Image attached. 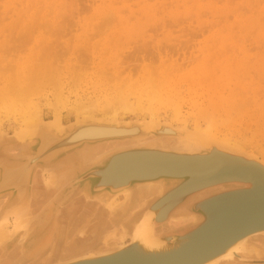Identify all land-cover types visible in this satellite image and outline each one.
<instances>
[{"label":"bare ground","instance_id":"obj_1","mask_svg":"<svg viewBox=\"0 0 264 264\" xmlns=\"http://www.w3.org/2000/svg\"><path fill=\"white\" fill-rule=\"evenodd\" d=\"M38 1L40 2V0H38ZM58 1L59 0H57V2ZM249 1H251V0H249ZM256 1H255V4H257ZM78 2H79V0H78ZM114 2L116 4V1H114ZM118 2H119V0H118ZM172 2H175V1H172ZM217 2H221V0L220 1L217 0ZM227 2H229V1H227ZM36 3L37 2H35V4ZM74 3L75 2H73V4ZM88 3H89V1H88ZM199 3H200V1H199ZM250 3L252 4V2H250ZM19 4H20V2H19ZM29 4H31V2ZM255 4H253V5H255ZM20 5H22V4H20ZM61 5H63V4H61ZM67 5H68V2H67ZM227 5H229V4H227ZM11 6H13V4ZM11 6H10V8H11ZM37 6H38V4H37ZM76 6H77V4H76ZM128 6H130V5H128ZM209 7L210 6H207V8H209ZM251 7H253V9H255L254 6H251ZM40 8H42V7L40 6ZM61 8H63V7H61ZM66 8H67V6H66ZM115 8H117V7H115ZM160 8H162V7H160ZM207 8H205V9H207ZM244 8H243V10L246 11ZM71 9H73V7H71ZM71 9H70V11H71ZM149 9H151V8H149ZM163 9L164 8H162V10ZM170 9H171V7H170ZM199 9H200V7H199ZM238 9L239 10L241 9L240 11L243 13L242 7L238 8ZM7 10L9 11L11 9H7ZM123 10H126V9H123ZM37 11L38 10L36 9V12ZM165 11H164V13H165ZM64 12H66V10ZM169 12H172V11H169ZM234 12L235 11H233V13ZM50 13H51V11H50ZM167 13H168V11H167ZM173 13H175V12H173ZM205 13H207V12H205ZM16 14L20 15L19 13H16ZM26 14H27V12H26ZM189 14H190V12H189ZM236 14H238V13H236ZM260 14H261V12H260ZM5 15H7V14H5ZM27 15L29 17V14H27ZM84 15H86V13ZM112 15L113 14H111V16ZM158 15H160V14H158ZM36 16H38V15H36ZM105 16H107V15H105ZM181 16H180L179 19H182ZM191 16H192V14H191ZM260 16H262V15H260ZM11 17H13V16L11 15ZM67 17L63 16L61 18H65V20H67L66 19ZM70 17H72V16H70ZM70 17H69V19H70ZM175 17H176V15H175ZM187 17H189V16H187ZM171 18H172V16H171ZM41 19H44V17L42 18V16H41ZM72 19H74V17H72ZM108 19L110 20L111 17L108 18ZM108 19L105 18V20L103 21V19H102V21L107 23ZM112 19H113V16H112ZM114 19H116V18H114ZM130 19H132V18H130ZM188 19H190V18H188ZM188 19H186L187 22H188ZM257 19H259V18H257ZM7 20L8 19H6V21ZM182 20H184V19H182ZM201 20H203V19H201ZM18 21L19 20H17V22ZM42 21H44V20H42ZM62 21L60 20V22H62ZM69 21L71 22V25H74V23H72L71 19ZM177 21L175 20V22H177ZM261 21H263V20H261ZM30 22H31V20H30ZM35 22L36 21H33V23H35ZM97 22H98V20H97ZM191 22H193V21H191ZM191 22L189 24H191ZM20 23H21V21H20ZM57 23H55V24L57 25ZM106 23H100V24L101 25L104 24V28L108 31V27L106 26L107 25ZM109 23H110V21H109ZM133 23H134V21H133ZM178 23H179V21H178ZM182 23H183V21H182ZM259 23H261V22H259ZM37 24H39V23H37ZM114 24H116V23H114ZM122 24H124V23H122ZM12 25L15 26L16 23L15 24L13 23ZM47 25H49V23H47ZM50 25H51V23H50ZM59 25H57V26H59ZM97 25H99V23H97L95 25L96 27H93V29L96 28L97 29V34H98ZM134 25H136V23ZM167 25H168V23H167ZM170 25H171V23H170ZM230 25H231V23H230ZM240 25H242V24H240ZM17 26H18V24H17ZM37 26L39 27V25H37ZM43 26H46V24H44ZM43 26H41V27H43ZM163 26H165V25H163ZM172 26H174V25H172ZM212 26L214 27V25H212ZM28 27L27 28L24 27L25 31H26V29H28ZM72 27H74V26H72ZM87 27L89 28L88 25H87ZM49 28H47V30L51 31L52 29L50 30ZM61 28H59V29H61ZM63 28H65V27H63ZM102 28H103V26H102ZM110 28L112 29V27H110ZM149 28H151V27L149 26ZM174 28H176V27L174 26ZM206 28H207V26L205 27L204 30H206ZM105 29H103V30H105ZM151 29H154V28H151ZM32 30H34V27L31 28V31ZM119 30L121 31V29H119ZM148 30H150V29H148ZM185 30L186 29H184L183 32H185ZM189 30H190V28H189ZM193 30H194V28H193ZM6 31L7 30H4L5 33H6ZM14 31H16V30H14ZM55 31L56 30H54V33L51 32L52 33L51 36L56 34ZM94 31L96 32V30H94ZM101 31L102 30L99 29V33ZM2 32H3V30H2ZM157 32H159V31H157ZM197 32L196 33L194 32L195 35H197ZM19 33H21V32L19 31ZM32 33H33V31H32ZM65 33H69V32L67 31ZM103 33H104V31H103ZM103 33H102V35H104ZM202 33H204V32H202ZM241 33H242V31H241ZM12 34H13V32L11 33V36H12ZM24 34H25V32H24ZM86 34H88V33H86ZM100 34L97 35V37L100 36ZM244 34H245V32H244ZM42 35H47V33L44 34V32H43ZM252 35H253V33H252ZM22 36L24 38V35H22ZM92 36L93 35H91V38L93 39ZM183 36L185 37V35H183ZM18 37H17L18 39H23V38H21V34ZM29 37H30V33H29ZM97 37H95V38H97ZM145 37H147V36H145ZM155 37H156V35H155ZM180 37H182V34H181ZM198 37H200V36H198ZM5 38H8V37H5ZM9 38L12 39L11 37H9ZM13 38H14V36H13ZM17 38H15V39H17ZM53 38H54V36H53ZM60 38H63V37L61 36ZM28 39L29 38L27 37V41H28ZM176 39H178V37ZM193 39H194V37H193ZM66 40H68V39H66ZM174 40H172V41H174ZM182 40H184V39H182ZM188 40H190V39H188ZM13 41L9 42V44L12 43ZM16 41L18 42V40H16ZM109 41H110V39H109ZM19 42L21 44L22 43L24 44V43H26V40L24 42L22 40H19ZM76 42H77V40H76ZM90 42H91V40H90ZM176 42H179V41L176 40L175 44H176ZM186 42H190V41H186ZM41 43H39V44H41ZM44 43L45 42H43V44ZM51 43H49L47 45L49 46ZM69 43H70V41H69ZM62 44L64 45V43H62ZM87 44H89V43H87ZM130 44H131V42H130ZM184 44H186V43L184 42ZM184 44H182V45H184ZM51 45H53V43ZM59 45H60V43L57 44V47H56L57 49H58ZM66 45H67V43H66ZM260 45H261V43H260ZM10 46L11 47H14V46L17 47L18 45L12 46L10 44ZM19 46H21V45H19ZM74 46H76V45H74ZM100 46H102V45H100ZM22 47H21V50H23ZM37 47L35 46L33 48L34 49L33 54H34L35 49ZM43 47H42L43 50H41V52L44 51ZM87 47H89V46H87ZM159 47H162V46H159ZM183 47L185 48V46H183ZM47 48H51V46L47 47ZM53 48L55 49V47H53ZM61 48H62V46H61ZM169 48H170V45H169ZM25 49L26 48H24V50ZM54 49H52V50H54ZM79 49H80V46H79V48H77V50H78L77 52L80 51ZM227 49L228 48L226 46V50ZM17 50H18V48H17ZM135 50L133 49L134 52L137 51V50L136 51ZM226 50H225V52H226ZM250 50H252V49H250ZM62 51H63L62 53H65L64 51H67V49L64 50V48H62ZM84 51H85V49H84ZM84 51H80V52L83 53ZM169 51H170V49H169ZM19 52H20L19 54H21V51H19ZM25 52H28V51H25ZM47 52L48 51H46V53ZM54 52H55V50H54ZM57 52H58V50H57ZM74 52L76 53V51H74ZM74 52H72V53H74ZM147 52H148V50H147ZM10 53L12 54V52H10ZM43 53H44L43 56L46 55L45 52H42L41 54H39V56L42 55ZM82 53H78V55L82 54ZM119 53H122V52H119ZM136 53L142 54L143 51H142V53H139L138 51ZM145 53H146V51H145ZM33 54H32V56L34 57ZM104 54H105V52L103 53V57H104ZM130 54L131 53H128V55H130ZM2 55H4V54L2 53ZM8 55H9V53L7 51L6 55H4V56H6V58H7ZM61 55L62 54H60V56ZM78 55H76V56L74 55V57H77ZM131 55H132V58H134L133 54H131ZM221 55H222V51H221ZM51 56L52 55H49V54L47 55L49 60H50V58L52 59ZM56 56H59V55H56ZM79 56H81V55H79ZM79 56L77 58H79ZM86 56L87 55H85V58H86ZM146 56H147V54H146ZM155 56H156V54H155ZM42 57H40L41 58L40 61L37 62L38 64L42 62L41 61V60H43ZM127 57H129V56H127ZM150 57H149V59H150ZM156 57L154 59H156ZM135 58H136V56H135ZM152 58H153V56H152ZM4 59H5V57H4ZM12 59H13V57L11 58V60ZM29 59H31V58H29ZM33 59H35V58H33ZM33 59H32V61H33ZM56 59H58V58H56ZM56 59H54L55 60L54 63L57 61ZM60 59H62V57L59 58V61L61 63L62 60H60ZM63 59H65V58L63 57ZM100 59H102V57ZM122 59H123V57H122ZM125 59H127V58H125ZM125 59H123V60L126 61ZM36 60H38V59H36ZM46 60H47L46 62L49 61L48 59H46ZM76 60H77V62L79 61L78 59H76ZM128 60H129V58H128ZM250 60L248 62H250ZM12 61H10V62L6 61V62L10 64V63H13ZM30 61L29 62L26 61V62L30 63ZM189 61L190 60H188L187 62H189ZM6 62H5V65H6ZM51 62H52L51 64H54L53 61H51ZM80 62H82V61H80ZM110 62H111V60H110ZM191 62H192V60H191ZM33 63H32V68H34V66L37 65V63H36V65H33ZM60 63L58 64V67L61 69L63 63L61 65H60ZM154 63L156 64V61ZM164 63H165V61H164ZM0 64H2V63H0ZM42 64L44 66L46 65V63L44 64V61H43ZM120 65H122V64H120ZM181 65L183 66L182 63H181ZM8 66L6 65L7 68H4L5 67L4 66L3 67L4 72H3V70L1 72L5 73L6 71H8V69H9V72H11L10 68H8ZM135 66H134V68H135ZM153 66H154V64H153ZM11 67L13 68V66H11ZM27 68H28L27 70L29 72L25 71L28 74V76H27V74H24V75H26L25 78L23 77L24 76L23 74H21L22 76L20 75L19 72L17 74L19 76V78L23 77V79L20 78L21 81L19 80V78H17L18 76L16 75V72H12L13 75H11L12 73H10V74L6 73L7 74L6 76L11 75L10 77L12 79H9V76H8V78H6V76H5L6 82H5V84H2L3 86H0V112H3V114H5V116H3V118L6 117L7 119H9V117H11L14 122L19 123V124L15 123L16 125H18V127H17V129L15 131H13L12 135L3 132L0 129V226L3 225L6 228H10L12 230L13 226L17 224V226L12 231V237L14 236V238H16L17 237L16 235L19 234L20 232L25 231L21 235L19 234L20 238H18V239H20V240L18 241V243L20 245L14 246L15 244H13V245H10L9 249H7L9 245L7 244L8 242H6V240L4 239L3 236L7 235L9 237L10 233L8 232V229L0 230V233H2L1 235H3V236L0 235V252L3 255V257H4L3 261L0 262V264H75V263H78V262L91 261V260L96 259V258H102V257H106V256H109V255L115 254V252H119L120 250H123V249L129 247L132 244L133 245L137 244L138 245V249L141 248L139 250V253H142L141 251H143V252L160 251L162 246H164V244H165L164 241H166V239H170V238H173V237H184L188 233H190L194 228H196L198 225H200L202 222H204V217L199 216V215H197L196 212H194L195 208L203 209L208 214V200H210L212 198H215L217 196L224 195V194H226V192H229V193H230V191L235 192L233 190L234 188H235L236 191L245 190L243 188H247V187H244L241 184H237V183L218 184V185H215V186L206 187V188H204L202 190H199V191L192 192V194L188 195L187 198L185 197V195H186L185 191L187 189H189L191 187H197L199 185L200 186L204 185L210 179H215V178L216 179H220L222 177H230V176H233L234 173L236 175H240V176H243V177L246 174H247L246 177H248V175L251 176L250 175L251 172H250V168L249 167H239L237 165L238 162L236 163V161L229 160L226 156H233V157H236V158L245 159L246 161H252V162H254V163H256V164H258V165H260L261 167L264 168V156L258 157L256 155L252 154L251 152H246V150H247L246 148H245L246 150H244V147L242 146V144H244V142H245L244 140L245 139L242 140L243 141L242 143H239L238 141L234 140V138L232 136H230L228 134H224L223 132L220 131V130H224L226 132L228 130H231L229 128H230V126H232V124H238L237 126L241 127L240 124L242 123V121H240L241 122L240 124L239 123H235L233 121L234 117L232 118V114L233 113L235 114V112L237 113V112L241 111L243 109V107H245V106L248 107L250 103H247V102H249V101L246 102L247 105H245L246 104L245 103L244 105L242 104L243 105L242 106L241 103H237L236 99H234L233 94H230V93H229L230 95L228 94L227 97H224V98L223 97H218V100L215 101V99H217V98L213 99L214 98L213 97L214 94H213V96H211V94H208L209 92H211V91H213L215 89V87H214V89L212 90V86L214 85V83L206 82V88L204 89L205 90L204 94H206L207 91L209 90V92L206 94L207 96L205 95L206 99L210 100L208 106L206 104V106L208 107V110H207V107L206 108L204 107L205 110L204 109L201 110V108L198 109V107H197L198 111H196L197 112V116H196L197 120L199 118L204 119L203 123L205 125H203V127L205 126V128H203V129H200L197 124H195L192 129H188L185 126V123H186L185 121L186 120H181V119H184V118H182L184 116L182 114H180V111L178 110L179 108L177 107V106H180L179 104H176V106H174L172 108L171 115H172V120H174L176 122L175 124H177V122L178 123L180 122L179 124H182L180 127L173 126L169 121L168 122L160 121L161 120L160 116L157 117V108H156L157 104H156V102L161 104V102L164 100V99L161 100L159 98L158 94H160V89H161L162 86H164L163 84H165L166 82H165V79H162L164 82L162 81V83H161V82L158 81V84L161 83V84H159L160 86H158L157 83H155L156 80L154 78L152 80V76H154V75L151 76V74H150L151 82H150V80H148V83H147L146 87L142 88L143 90H141V89L136 90L135 87L134 88L133 87H128V90L133 88L135 91H138V92L140 91L138 93L139 97L132 98V99H135L134 101L130 100V101H133V103L128 101L126 98L128 97V95L131 96V93H135V92L131 89L132 92L130 94L128 93L127 96L123 97V94H122V92L120 90L125 88V87H123V86L119 87V85H118L119 88H116V94L114 93L116 96H114L113 98L105 99V100H103V102L100 101V103H98V101H96L95 99H94L95 101L92 100L91 102L89 101L88 103H86L84 101L82 102V101H79V100L74 101V103L71 102V108H68V109H70L69 111L74 116V121H72L71 123L77 122V124L74 127H72V129L70 131L66 132V130H65V129H67L66 127L68 125H70L71 123L70 124H66V125H64L62 123V121L60 119V116L58 114L59 113L58 110H60V109H58L60 107L58 105L66 104V106H68V104L70 102L67 104V99L66 98H68V97L65 98L64 94L62 96L61 91L59 93L58 91L56 92L55 89H53V87L54 88H56V87L59 88L60 87L59 85L55 86V84H54L58 80H56L54 83H52L53 82L52 80H54V79H52V80L48 79L49 83L51 81L50 85L53 84L52 90H54L56 92L53 95L54 102L53 103L48 102V105H47V103H45L49 107V109L52 110L55 113L54 117L52 118V120H50L48 122L42 120V118H41L42 111L40 109V105H37L36 104L37 102L34 104V102L30 101V100H32L31 99L32 96L30 95V93H34L36 90L41 92V90L37 89L38 87L39 88L44 87V86L47 87V85H45L44 83H43L44 85L43 84H39V86L36 84L37 83L36 81H38V80H39V82H41L40 81L42 79L41 75H43V76L45 75L44 77L46 79L50 78V77L51 78L54 77L52 74H50L51 75L50 77H49V75L46 77V74H41L42 71L43 72H48L49 64L47 63L45 71H44V69L42 67L41 73L37 71L39 69V66L37 67V70L35 69L38 73H40V76H38L37 75L38 73H35L36 71L33 69L34 71H32V74L34 72L35 76H33V75L32 76L35 79H32L33 78L32 76L30 77L32 68H30L31 70L29 69V67H27ZM51 68H49V71L51 70ZM63 68H62V70H63ZM152 68H151V72H152V74H155V72L153 70L156 69L157 67L156 68L154 67L153 70H152ZM0 69H2V68H0ZM14 69H15V67H14ZM46 69H47V71H46ZM53 69L56 71L55 67ZM67 69H68V67H67ZM112 69H114V68H112ZM135 69H139V68L136 67ZM59 70L57 69V72H59ZM97 70H98V68H97ZM130 70H132V69H130ZM12 71H15V70H12ZM136 71H138V70H136ZM51 72H53V71H50L48 73H51ZM132 72H133V70H132ZM3 73L0 74V76L3 75ZM98 73H99V71H98ZM56 74L59 76L58 73H56ZM56 74H54L55 77H56ZM69 74H71V73H69ZM105 74H107V73H105ZM135 74L136 73H134V76H135ZM76 75H75V77H76ZM110 75L111 74H108L106 77H108ZM13 76L14 77L16 76L15 79L13 78ZM37 76L41 77V78L37 80L36 79ZM77 76H79V75H77ZM154 77H156V76H154ZM158 78H161V77H158ZM1 79H3V78H1ZM16 79H18L19 82ZM78 79H81V76H79ZM109 79L111 80L112 78H109ZM199 79L200 78H197L198 81H199ZM205 79H206V77H205ZM205 79L203 78L200 81H204L205 82ZM208 79L209 78H207V81H208ZM34 80H36V81L34 82ZM110 80H109V82H110ZM187 80H188V83H187L188 85L189 84L192 85L193 83H198L199 84V82H197V80H195L196 82H193V80L189 81V78ZM48 81H46V82H48ZM184 81H186V79ZM207 85L208 86L212 85L210 87L211 91H210V88H208ZM198 86H200V84ZM181 87H183V86H181ZM200 87H202V86H200ZM125 89L127 90V88H125ZM173 89H174V87H173ZM59 90H61V89H59ZM113 90H115V88ZM179 90H182V89H179ZM189 90H191V89L189 88ZM194 90H196V89H194ZM174 91H175V89H174ZM110 92H112V91L110 90ZM164 92L167 94V92H172V91H171V89H167ZM192 92H193V90L191 91V93ZM200 93H201V96H202L203 92H200ZM238 94H241V93H238ZM263 94H264V91H263L262 95ZM28 95H30V98H28ZM168 95H169V93H168ZM208 95H210L213 98L212 99H210V97L208 98ZM130 96L128 98H131ZM33 97H35V96L33 95ZM142 97L145 98V99H142ZM28 99H30V100H28ZM158 99H160L161 101L160 100L158 101ZM169 99H171V98H169ZM193 99H194V97H193ZM204 99L205 98H203V100ZM36 101H38V100H36ZM42 101H44V100H42ZM177 101H178V99H177ZM177 101H174V102H177ZM180 101L182 102L184 100L180 99ZM193 101H195V100H193ZM165 102H166V100H165ZM171 102H169V100H168L166 102V104L168 106L174 104V102H173L172 104L169 105V103H171ZM186 102H188V101H186ZM200 102L202 103V100ZM101 103H104V104H101ZM39 104H41V103H39ZM190 104H192V106L194 108H196V105H194L193 102L190 103ZM190 104H188V106ZM193 107H192V109H193ZM101 109H103L104 111L101 110ZM160 109H162V108L160 107ZM98 110L99 111L101 110L103 112L100 111V113H101L100 114L98 112ZM214 111H216V112L219 111V112L222 113V115L219 116L216 113H214ZM135 112H138L136 114V116L139 113H141V114H139L140 116L144 114L143 116L144 117L146 116L147 120H145V119L142 120V121L141 120H131L130 122L125 121L126 117L131 116ZM183 112H184V110H183ZM73 113H75V114H73ZM194 113H195V111H194ZM169 114L170 113H168V115ZM189 114H191V118L193 120V117H195L196 114L194 115L192 112L191 113L187 112V115H189ZM192 115H194V116H192ZM7 119H6V121H7ZM190 119H189V121H190ZM194 120L191 122L192 124H193ZM8 122H9V120H8ZM11 122L12 121L10 119V123ZM231 122H233V123H231ZM244 122H245V120L243 121V123ZM135 123H138V124H135ZM196 123H199V122L196 121ZM159 125H162V126H159ZM144 126L147 127L148 129L145 128ZM245 126H247V127H245ZM245 126H243V128L246 129V128H248L249 125H245ZM1 127H2V125H1V121H0V128ZM158 127H160V128L158 130V135L157 136H154V137H152V136L147 137L146 136L147 134H146L145 131H147V132L149 131L150 132L149 129H154V128H158ZM232 128H233V126H232ZM240 129H242V128H240ZM247 130L248 129H246V131ZM254 131L257 132V130H254ZM254 131H252V133ZM228 132H230V131H228ZM64 133H66V134H64ZM219 133H220V135H219ZM236 133H237V131H236ZM247 133H248V131H247ZM255 134H257V133H255ZM258 134H260V133H258ZM30 135H33V136L35 135V138H37V139L34 138V140H30L31 142L23 141V139L25 140V138L30 137ZM261 135L264 136L263 134H261ZM261 135H259V136H261ZM12 136H13V140L7 138V137L11 138ZM14 137H17V138H14ZM105 139H106V141H105ZM115 139H120V140L114 141ZM99 140H104L105 142H103V143L101 142L100 143V142H98ZM109 140H111V141H109ZM37 141H38L37 153L34 156H31V153H32V151L30 150L31 146L33 147L35 144H37L36 143ZM208 144L212 145V147L210 149V152H209V154H211V155H210V157H208V159H201V160H206L204 162H202V161L198 162L197 159H194V160H188L189 163H187L186 161H184L182 159H178V158L172 157V156H181V157H184V156H193V157L198 156L199 154H195V151L201 149L202 145L205 146V145H208ZM80 145H81V147H80ZM140 146L151 147V148H153V149H151V151L161 152L163 154L168 155V157L160 158L159 156H157V158H153L152 157V158H147L146 159L145 157H141V156H136V157H140V158H133V157H130V156H124L123 158L122 157L119 158L120 160H118V162L116 164H114L111 169H106V170H102L101 169V170H98V171L89 172L88 175L91 174L92 177H94V181H95L94 187L96 188V190L99 189L103 193L100 194L99 198H97V199H94V198L89 199L87 197L82 196L84 198V200L86 201L85 204H84L85 201H82V203L80 205H79V203L76 202L75 205L79 206V207L75 208V206L71 204L70 206L72 208L71 207L68 208V209H71V213L70 214L76 215V214H78L80 212L81 209H83L84 213L86 215L88 214L89 216H91L93 218V220H97L99 223H103V222L107 221V223H105V225H107V228H110L108 230L111 231L113 229V231H112L113 239H110V237H107V236L104 237V239H105L104 241L107 242V244H108L107 246L109 247V250L103 251L104 248L107 247V246H105L106 245L105 242H103L104 246L103 245L100 246V244H99V245H97L98 247L95 250H92V247H91L92 244L93 243L95 244V242L97 243V241L100 240V236L101 235H100L99 232H100V228L101 227L100 228L98 227V229H99L98 233H97L98 229L93 228V229L90 230V232H89L90 236L88 237L89 239L86 238V234L84 233V234H82V236L83 235H85V236L83 237L82 240L79 239L78 242H76V243H69V244L67 243L68 245L65 244V246L62 248V250L58 252V249H56V247H58V246L62 247L63 243L61 244V240L63 239V236H64V229L60 225V221L62 219L60 218V215L57 216V214L61 213V211L58 213V209H59V207L61 205H63L66 201H68L72 197V192H73L72 183L76 182L78 180V176L81 173L83 174V172L86 169H88L90 166H92L93 164H96V163H100L101 164L103 162V160H105L108 157V160L105 162L107 164V162L111 159L112 156H115V155L121 154V153H125V152H129L128 151L129 149H132V148H135V147H140ZM246 147H247V145H246ZM262 147H264V144H263ZM70 148L71 149L74 148V151L73 152H69L65 156L60 157L61 153L65 152L66 150H69ZM142 150H149V149H142ZM255 152H257V151H255ZM56 155H57V157H56L57 159H55V161L53 160L54 162H53V164L51 166V169L49 171V172H51V174L49 175V172H48V174L47 173L42 174V175L46 176L47 179L50 181L49 183L46 184L47 187L48 186L49 187L46 188L45 190H40L38 188V184L41 183V179H42L41 176L42 175H40V173H38V171H36V172H34V174L32 176V179H31L32 183H31L30 189H27V184H28V181H29V179L31 177L30 175H31V171H32V166H34L35 162L38 159L49 160V159H51L52 157H54ZM259 155H260V153H259ZM233 162L236 163V167L234 166ZM181 166L190 170V172H191V174L193 176V179L189 182L188 185L182 186L180 189L176 188V187H172L171 189L173 191L171 190V193H169V194L165 195L163 198H161L162 200L160 199V197L162 196L161 194H162V191L164 190V186H165L163 181L148 182V183H135L132 186L130 185L129 182H126L127 178H131V177H134L136 175H139L145 169L148 170V171L149 170H167L168 172H172V171H176L177 169H181ZM254 177L258 178L260 183L262 185H264V172H262V173L259 172L258 176H254ZM122 183H125L124 186H122ZM112 185H120L119 188H115V190L112 191V192H115V193L118 192V193H116L117 195L113 196V198H111V195H110V193H112V192L106 191L105 190L106 188H104V187H108V186H112ZM40 194L41 195L43 194V196H45V199H44L45 202H43L42 205L40 204L41 209L43 208L42 209L43 211L42 212L41 211L36 212L34 210V206L37 204V201H39V199H41L42 196ZM26 197L28 198L27 201L25 200ZM182 197L186 198L184 200V202L179 204L178 206H175V204L177 203L178 199L180 198V200H181ZM9 199L10 200L12 199L13 201H12L10 206L6 207V205H7L6 201H8ZM57 199H58V201H57ZM145 200H149V201L144 203ZM242 201L246 205H248L249 203L252 202L253 209H251L249 211V213H250L249 214V218H248V220H245L243 222V223L247 222V224H252V222L255 221V219L257 218V215L260 214L261 212L255 211L254 207L256 205H255V199L254 198L249 200V201H247V200L242 198ZM235 202L239 203L238 199H234V198L225 199L224 198L223 200H219L218 201L217 205L215 206V209H217L220 213L224 214L225 212L231 211L230 207L235 205ZM84 205H86V206H84ZM138 208H140V210L133 215V211L135 209H138ZM68 209H66V210H68ZM148 209H151L153 212H148ZM56 210H57V213H55ZM211 212L214 213V209H211ZM153 220L158 221L160 224H155L153 222ZM93 222H96V221H93ZM105 225H104V227H105ZM113 225H115V226L113 227ZM172 226H176V228H177L176 230L171 232L172 234H175L176 232H178L179 234L181 233V234L180 235H178V234L169 235V236H164V237L160 236V234H161L160 231L161 230L162 231L163 230H167V229H169ZM10 229H9V231H10ZM26 233H29V234L26 235ZM32 233H34V234L35 233H40L41 236H38V237H33L32 236L31 237ZM129 236L131 237V241L133 243L131 241H130L131 243H129V244L123 243V240H125V239H126V242H127V237H129ZM27 237H28V239H31V241H29L27 244H25V243L23 244V242L25 241L23 239H27ZM91 237H92V240L90 241ZM161 240H164L163 243L160 242ZM208 243L211 244V242H208V238L207 239H203V241L199 240L198 243L195 244L190 251L191 252H197V251L199 252L202 249V247L208 245ZM22 245H23V247H21ZM20 247L23 248V249H21ZM254 254L256 255V258H254V257L251 258L250 256L254 255ZM127 257H129V256H127ZM258 258H264V231L256 232V233H253V234H251L249 236H246L245 238H243V239L239 240L238 242H236L235 244H233L224 254H222L221 256H218L216 258H213L212 260L206 262L205 264H244V263L245 264H254V263L255 264H264V260L252 261V260L258 259ZM258 260H260V259H258ZM121 261L123 262V264L129 263L126 259L121 260ZM169 262H172V260L168 259V263ZM131 263L132 264H141L140 261H136V260L132 261Z\"/></svg>","mask_w":264,"mask_h":264},{"label":"rangeland","instance_id":"obj_2","mask_svg":"<svg viewBox=\"0 0 264 264\" xmlns=\"http://www.w3.org/2000/svg\"><path fill=\"white\" fill-rule=\"evenodd\" d=\"M88 1H89V3H88ZM114 1H116V4H115ZM123 1L124 2L126 1V2L124 3ZM172 1H175V2H172ZM199 1H200V3H199ZM218 1H220V0H218ZM227 1H229V2H227ZM255 1L256 0H251V1H249V0H223L222 1L221 0V2H217V0H196V1L195 0H187V1L186 0H150V1L149 0H119V2H118V0H79V2H80L79 3L78 0H74V1L73 0L72 1L71 0H59L58 2H57V0L56 1L55 0H40V2L38 0H22V1L21 0H8V1L7 0H0V52H1L0 53V59H1L0 63H2V64H0V68H2V69H0V74H2L4 72V69H3L4 66H5L4 68H7L6 65L7 66L9 65L8 68H10V71H11V72H9V69H8V71L3 73L4 76L3 75L0 76V86H3L2 84H5L6 78H8V76H9V79H12L10 77L11 75H13L12 72H16V75L18 74V72L20 73V75L21 74H23V75L27 74V72H25V71H28L27 67H29V69L32 68V63L33 62H34L33 65H36V63L40 61V59H41L40 57H42L44 55V53L42 55H40V56H39V54H41L42 52L46 53V51H48L46 53V55L42 57L43 60H41L42 62L39 63L40 65L37 63V65L34 66V68H32V70L30 69L31 70L30 77L32 75L35 76L34 72L32 74V71H34L35 69L37 70L38 66H39V69L37 70L38 72L41 73L42 67H43V69L45 71L47 63L49 64V68L52 67L50 71H53L51 73H48V72H50L49 68H48V72H43L42 71L41 74H46V77L48 75L50 77L51 76L50 74H52L54 77L52 76L53 78L50 77V78L46 79L44 77L45 75L44 76L41 75L42 79L40 80L41 82H39L38 79H40L41 77H38V76H40V73H38L35 70L36 71L35 73H38L37 74L38 76L36 78L38 81L34 80V82L36 81L37 82L36 84L38 86H39V84H43L44 83L45 85H47V87H45V86L41 87L42 86L41 85L40 86L41 88H39V87L37 88L38 90H41V92L36 90L34 93H30V95L32 97H33V95L35 97H33V98L31 97L32 100L28 99V100L34 102V104L37 102L36 104L40 105V109L42 111V113H41L42 120L48 122V121L52 120V118L54 117L55 113L52 110H50L47 105H48V102H50V103L54 102L53 95L57 91L59 93L61 91L62 96L64 94L65 98L68 97V98H66L67 99V104L70 102L68 104V106H66V104H63V105L61 104L62 106L58 105L61 108L57 107L58 109H60V110H58V112H59L58 114L60 116V119H61L62 123L64 125H66V124H70L72 121H74V116L69 111L70 109H68V108H71V102L74 103V101L79 100V101H82V102L84 101V102L88 103L89 101L91 102L92 100L93 101L96 100V101H98V103H100V101L103 102V100H105V99L113 98L114 96H116L115 95L116 94V88H119V87H122V86L127 88V90L125 88H123V89L120 88L121 89L120 91L122 92L123 97L127 96L128 93L130 94L132 92L131 89L135 92V93H131V96L128 95V97L130 96L131 98H128V97L126 98L128 101H130V100L134 101L135 99H132V98L139 97L138 93L140 91L139 92L135 91L133 88L135 87L136 90H138V89L143 90L142 88L146 87V85L148 83V80L151 79V77H150V74H151V76L152 75L156 76V77L152 76V80L154 78L156 80V81L155 80L154 81H155V83H157L158 86H160L159 84L162 83V81H163L162 79H165V82H166L165 84H163L164 85V86H162L163 88L161 87L160 94H158L159 98L161 100L162 99H164V100L161 102V104L156 102V104H157L156 105L157 117L160 116V119H161V120L160 119L159 120L160 121H164V122H168L169 121L173 126L180 127L182 124H179L180 122L179 123L177 122L178 125L175 124L176 122L174 120H172V115H171L172 108L174 106H176V104H179L180 106H177V107L179 108L178 110L180 111V114H182L184 116V117H182L184 119H181V120H186L185 121L186 122L185 126L188 129H192L194 127V125L197 124L200 129H203V128H205V126L203 127V125H205L203 123L204 119L198 117L199 119L197 120V117H196L197 116V112L196 111H198V109H200V108H201V110H203V109L205 110V108L208 106L210 100L206 99V96H207L206 94L209 92V90L208 91L206 90L207 93L204 94V91H205L204 89L206 88V82H211V83H214L215 86L214 85L213 86L212 85H210V86L207 85L208 88H210L212 86V90L214 89V87H215V89L213 90L214 91L213 92V91H211V88H210L211 92H209L208 94H211V96H213V94H214V96H213L214 98L211 97L210 95H208V98L209 97H210V99L217 98V99H215V101H217L218 97H223L224 98V97H227L228 94L230 93V94H233L234 99H236L237 103H241V105L242 104L244 105L247 101H249V102H247V103H250L248 107L245 106V107H243V109L241 111H239L237 113L235 112L236 115L234 113L232 114V118L234 117L233 121L235 123H239L240 124L241 123L240 121H242V123L240 124L241 127L237 126L238 124H232L233 128H232V126H230L229 129H231V130H228L230 132H228V131L225 132L224 130H220V131L223 132L224 134H228V135L232 136L234 138V140L238 141L239 143H242L243 142L242 140L245 139L244 140L245 141L244 144H242V146L244 147V150L247 149L246 152H251L252 154H254V155L258 156V157H262V156H264V147H262L263 144H264V136L261 135V134L264 135V94L262 95V93L264 91V84H263L264 83V29H263L264 28V26H263L264 25V22H263L264 21V17H263L264 16V0H261V1L257 0L256 1L257 4H255ZM19 2L22 5H20ZM30 2H31V4H29ZM35 2H37V3L35 4ZM67 2H68V5H67ZM73 2H75L74 3L75 5L73 4ZM250 2H252V4ZM12 4H13V6H11ZM37 4H38V6H37ZM61 4H63V5H61ZM76 4H77V6H76ZM227 4H229V5H227ZM253 4H255V5H253ZM128 5H130V6H128ZM10 6H11V8H10ZM40 6L42 8H40ZM66 6H67V8H66ZM114 6L117 7V8H115ZM198 6L200 7V9H199ZM207 6H210V7L207 8ZM251 6H254L255 9H253V7H251ZM61 7H63V8H61ZM71 7H73V9H71ZM160 7L164 8V9L162 10V8H160ZM170 7H171V9H170ZM241 7H242L243 13L240 11L241 9L240 10L238 9V8H241ZM149 8H151V9H149ZM205 8H207V9H205ZM243 8L246 11H244ZM7 9H11V10L8 11ZM36 9L38 10L37 11L38 13L36 12ZM70 9H71V11H70ZM123 9H126V10H123ZM65 10H66V12H64ZM50 11H51V13H50ZM164 11H165V13H164ZM167 11H168V13L170 15L167 13ZM169 11H172V12H169ZM233 11H235V12L233 13ZM26 12H27V14H29V17L26 14ZM173 12H175V13H173ZM189 12H190V14H189ZM192 12L193 13L195 12V13L193 14ZM205 12H207V13H205ZM260 12H261V14H260ZM16 13H19L20 15H18ZM85 13H86V15H84ZM236 13H238V14H236ZM5 14H7V15H5ZM111 14H113L112 15L113 19L114 18H116V19L113 20ZM158 14H160V15H158ZM174 14L176 15V17L177 16L178 17L176 18ZM191 14H192V16H191ZM11 15L13 17H11ZM36 15H38V16H36ZM105 15H107V16H105ZM179 15L180 16L182 15L181 18L184 19L185 21L182 20V19H179L180 18ZM260 15H262V16H260ZM41 16H42V18L44 17V19H41ZM63 16L64 17L68 16L66 18L67 20H65V18H61ZM70 16L74 17V19H72V17H70ZM171 16H172V18H171ZM187 16H189V17H187ZM69 17L72 20V23H74V25H71V22L69 21L70 20ZM107 17L108 18L111 17V19L109 20ZM101 18L103 19V21L105 20V18L108 19L107 20L108 22L107 23L103 22ZM130 18H132V19H130ZM188 18H190L191 20L188 19ZM257 18H259V19H257ZM6 19H8V20L6 21ZM186 19H188V22L186 21ZM201 19H203V20H201ZM17 20H19V21L17 22ZM30 20H31V22H30ZM42 20H44V21H42ZM60 20L61 21L63 20V21L60 22ZM97 20H98V22H97ZM175 20L176 21L178 20L179 23H178V21L175 22ZM261 20H263V21H261ZM20 21H21V23H20ZM33 21H36L39 24H37L36 22L33 23ZM109 21H110V23H109ZM133 21H134V23H133ZM182 21H183V23L184 22L185 23L183 24ZM191 21H193V22H191ZM12 22L14 24L16 23V25L15 26L12 25L13 24ZM190 22H191V24H189ZM259 22H261V23H259ZM47 23H49V25H47ZM50 23H51V25H50ZM55 23H57V25H59L60 23L61 24L59 26H57ZM97 23H99V25H100V26L97 25L98 34H97V29L96 28L93 29V27H96L95 25ZM100 23H106L107 24L106 26L108 27V31L104 28V24L101 25ZM114 23H116L117 25L114 24ZM122 23H124V24H122ZM135 23H136V25H134ZM167 23H168V25H167ZM170 23H171V25H170ZM230 23H231V25H230ZM239 23L242 24V25H240ZM17 24H18V26H17ZM36 24L39 25V27ZM44 24H46V26H43ZM25 25L28 27V29H26V31H25V28H27V27ZM40 25L43 26V27H41ZM87 25L89 26V28L87 27ZM163 25H165V26H163ZM172 25H174L176 28H174V26H172ZM212 25H214V27ZM32 26L34 27V30H32L33 33L31 31V28H33ZM72 26H74V27H72ZM102 26H103V28H102ZM149 26L151 28H154V29L149 28ZM206 26H207V28H206V30H204ZM46 27L47 28L50 27L49 29L50 30L52 29V30L48 31ZM61 27L62 28L65 27V28L62 29ZM110 27H112V29ZM59 28H61V29H59ZM189 28H190V30H189ZM193 28H194L195 31L193 30ZM13 29L16 30V31H14ZM99 29L102 30L101 31L102 33L104 31V33H103L104 35H102L101 32H100L101 34L99 33ZM103 29H105L106 31L103 30ZM119 29H121V31ZM148 29H150V30H148ZM184 29H186L185 30L186 33L183 32ZM2 30H3V32H2ZM4 30H7L6 33L4 32ZM54 30H56L57 32L55 31L56 34L51 36V34H52L51 32L54 33ZM66 30L69 33H65V32H67ZM94 30H96V32ZM19 31L21 33H19ZM157 31H159V32H157ZM241 31H242V33H241ZM12 32H13L14 35L12 34V36H11ZM24 32H25L26 35L24 34ZM43 32H44V34L47 33V35H42ZM194 32L195 33L197 32V35H195ZM202 32H204V33H202ZM244 32H245V34H244ZM29 33H30V37H29ZM86 33H88V34H86ZM252 33H253V35H252ZM20 34H21V38H23L22 35H24L23 39H18L19 38L18 36ZM99 34H100L101 37L100 36L97 37V35H99ZM181 34H182V37H180ZM91 35H93L92 36L93 39L91 38ZM155 35H156V37H155ZM183 35H185V37ZM13 36H14V38H13ZM53 36H54V38H53ZM61 36L63 38H60ZM145 36H147V37H145ZM196 36L197 37L200 36V37L197 38ZM5 37H8V38H5ZM9 37H11L12 39H10ZM27 37L29 38L28 41H27ZM95 37H97V38H95ZM177 37H178V39H176ZM193 37H194L195 40L193 39ZM15 38H17V39H15ZM66 39H68V40H66ZM109 39H110V41H109ZM182 39H184L185 41L182 40ZM188 39H190V40H188ZM16 40H18V42ZM19 40H22L23 42L26 40V43H24L26 46L23 43L21 44L19 42ZM76 40H77V42H76ZM90 40H91V42H90ZM172 40H174V41H172ZM176 40L179 41V42L181 41V42L180 43L176 42V44H175ZM11 41L14 42V43L13 42L10 43L12 46H14V45H18V46L17 47H15V46L11 47L10 44H9V42H11ZM69 41H70V43H69ZM183 41L186 44H184ZM186 41H190V42H186ZM43 42H45V43L43 44ZM51 42L53 43V45H51L52 44ZM57 42L60 43V45L62 43H64V45L62 44L61 46H62V48H64V50L67 49V51H64L65 53H62L63 51H62V48H61L60 45L58 46V49L56 48L57 44H58ZM130 42H131V44H130ZM39 43H41V44H39ZM49 43H51V44L48 46L47 44H49ZM66 43H67V45H66ZM87 43H89V44H87ZM260 43H261V45H260ZM147 44L148 45L150 44V45L148 46ZM182 44H184V45H182ZM19 45H21V46H19ZM34 45L36 47L38 46L39 48L37 47L35 49L34 54H33V51H34L33 48L35 47ZM74 45H76V46H74ZM78 45L80 46V49H79L80 51H84V49H85V51L83 53L80 52V51L77 52L78 51L77 48H79ZM100 45H102V46H100ZM169 45H170V48H169ZM50 46H51L52 49H54L53 47H55V49H54L55 52L51 48H47V47H50ZM87 46H89V47H87ZM159 46H162V47H159ZM183 46H185V48ZM226 46L228 48L227 50H226ZM21 47H22L23 50H21ZM42 47L44 48V51L41 52V50H43ZM17 48H18V50L20 49L19 51H21V54H19L20 52L17 50ZM24 48H26V49L24 50ZM56 49L58 50L59 53L57 52ZM133 49L134 50L136 49L139 53H142V51H143V53L142 54H138V53H136L137 51L135 50L136 52H134ZM169 49H170V51H169ZM250 49H252V50H250ZM147 50H148V52H147ZM225 50H226V52H225ZM7 51L9 53V55L6 58V56H4V55H6ZM25 51H28V52H25ZM74 51H76V53ZM145 51H146V53H145ZM221 51H222V55H221ZM10 52H12V54ZM72 52H74V53H72ZM104 52H105V54H104V57H103V53ZM119 52H122L123 54L119 53ZM2 53L4 55H2ZM78 53H82V54H79L81 56H79ZM128 53L133 54L134 58H132L131 54H130L131 56L128 55ZM154 53L156 54L157 57L155 56ZM32 54L34 55V57L32 56ZM48 54L52 55L51 56L52 59L50 58V60H49V58H48L49 56L47 57ZM60 54H62V55L60 56ZM73 54L75 56L78 55L79 58H77L78 56L74 57ZM146 54H147V56H146ZM56 55H59L60 57L56 56ZM85 55H87L86 56L87 59L85 58ZM127 56H129V57H127ZM135 56H136V58H135ZM152 56H153V58H152ZM4 57H5V59H4ZM12 57H13V59H12L13 61L11 60ZM61 57H62V59H60V60H62V62L60 63L59 58H61ZM63 57L65 59H63ZM101 57H102V59H100ZM122 57H123V59L127 58V59H125L126 61H124L122 59ZM149 57H150V59L152 58L154 61L152 59L150 60ZM155 57H156V59H154ZM29 58H31V59H29ZM33 58H35V59H33ZM56 58H58V59H56ZM128 58H129V60H128ZM32 59H33V61H32ZM36 59H38V60H36ZM46 59H48L49 61L46 62L47 61ZM54 59L57 60L55 63H54V61H55ZM76 59L79 60L78 61L79 63L77 62ZM5 60L7 62L12 61L13 63L9 64ZM110 60H111V62H110ZM188 60H190V61L187 62ZM191 60H192V62H191ZM249 60H250V62H248ZM26 61H28V62L30 61L31 64L26 62ZM43 61H44V64L46 63L45 66L42 64ZM51 61H53L54 64H51L52 63ZM80 61H82V62H80ZM155 61H156V64L154 63ZM164 61H165V63H164ZM5 62H6V65H5ZM59 63H60V65L63 63L62 67L59 65L61 67V69L58 67ZM119 63L122 64V65H120ZM181 63L183 64V66L181 65ZM153 64H154V66H153ZM10 65L13 66V68ZM133 65L134 66L136 65L135 68L138 67L139 69H135ZM14 67H15V69H14ZM54 67H55L56 71L53 69ZM67 67H68V69H67ZM150 67L151 68L153 67L152 70L154 69V67L155 68L157 67L156 69L153 70L155 72V74H152ZM62 68H63V70H62ZM97 68H98V70H97ZM112 68H114V69H112ZM57 69L58 70L60 69L61 71L59 70V72H57ZM130 69H132L133 72L136 73L135 76H134V73L132 72V70H130ZM2 70H3V72H1ZM12 70H15V71H12ZM136 70H138V71H136ZM46 71H47V69H46ZM98 71H99L100 74L98 73ZM6 73L7 74L12 73V74L6 76L7 75ZM56 73H58L59 76ZM69 73H71V74H69ZM105 73H107V74H105ZM54 74H56L57 78L55 77ZM76 74L81 76V79H78L79 76H77ZM108 74H111V75L106 77ZM75 75H76V77H75ZM5 76H6V78H5ZM27 76H28V74H27ZM15 77L13 76L14 79H15ZM23 77L25 78L26 75H24ZM23 77L22 78L20 77V78L23 79ZM158 77H161V78H158ZM205 77H206V79H205ZM1 78H3V79H1ZM17 78H19V76ZM20 78H19V80H20ZM109 78H112L113 80L112 79L110 80ZM188 78H189V81L193 80V82H196L195 80H197V78H200L199 81L197 80V82H199L200 86H202V87L198 86L199 85L198 83H193L192 85L191 84L188 85L187 84L188 83V80H187ZM203 78L205 79V82L204 81H200ZM207 78H209L208 81H207ZM32 79H35V78L33 77ZM48 79L49 80L50 79L51 80L54 79V80H52L53 81L52 83H54L56 80H58L54 84H55V86L59 85L60 87L59 88L58 87L54 88L53 84H51L52 86L50 85L51 81L49 83ZM183 79L184 80L186 79V81H184ZM16 80L18 81V79H16ZM109 80H110V82H109ZM44 81L45 82L48 81V82L45 83ZM158 81L161 82V83L158 84ZM150 82H151V80H150ZM118 85H119V87H118ZM181 86H183V87H181ZM52 87H53V89H55L56 92L54 90H52ZM128 87H133V88L128 90ZM173 87H174L175 91H174ZM114 88H115V90H113ZM189 88L191 90H189ZM59 89H61V90H59ZM164 89L165 90L171 89L172 92H167V94H166L164 92L165 91ZM179 89H182V90H179ZM194 89H196V90H194ZM110 90L112 92H110ZM192 90H193V92L191 93ZM200 92H203L202 96H201ZM168 93H169V95H168ZM238 93H241V94H238ZM30 95H28V98H30ZM193 97H194V99H193ZM169 98H171V99H169ZM203 98H205V99L203 100ZM35 99L38 100V101H36ZM142 99H145V98L142 97ZM160 99H158V101ZM177 99H178V101H177ZM180 99L184 100V101L181 102ZM42 100H44V101H42ZM165 100H166V102L168 100H169V102L172 101L171 103H169V105L172 104L174 101H177V102H174L175 105L172 104V105L168 106L166 104ZM193 100H195V101H193ZM199 100L200 101L202 100V103ZM133 101H130V102L133 103ZM186 101H188V102H186ZM192 102H193L194 105H196V108H194L192 106V104H190ZM39 103H41V104H39ZM45 103H47V105ZM247 103L245 105H247ZM101 104H104V103H101ZM188 104H190V105L188 106ZM206 104H207V106H206ZM160 107L162 109H160ZM192 107H193V109H192ZM197 107H198V109H197ZM101 110H103V109H101ZM183 110H184L185 113L183 112ZM207 110H208V107H207ZM100 111L98 110L99 113H100ZM103 111H101V112H103ZM194 111H195V113H194ZM187 112L188 113L192 112L194 115L196 114L195 117H193V120L195 119L197 122H199V123L201 122V123L200 124L196 123V121L194 120V122L192 124L191 122L193 120L191 118V114L187 115ZM137 113L138 112H135L134 114H132L133 116L131 115V116L126 117L125 121L130 122L131 120H141V121L144 120V119L147 120V117L146 116L144 117L143 113H142L143 115H141L142 117L139 115L141 113H139L136 116ZM168 113H170L169 114L170 116L168 115ZM214 113H216L219 116L222 115V113L219 112V111L218 112L214 111ZM73 114H75V113H73ZM194 115H192V116H194ZM3 116H5V114H3V112H0V121H1V125L3 127V128L1 127L0 129H1V131L12 135L13 131H15L17 129V127H18V125H16V124H19V123L14 122L11 117H9V119H7L6 117L3 118ZM6 119H7V121H6ZM10 119L12 121L11 123H10ZM189 119H190V121H189ZM8 120H9V122H8ZM244 120H245V122L243 123ZM231 123H233V122H231ZM245 125H249L248 128H246V129H248L247 130L248 133H247L246 129L243 128V126H245ZM245 127H247V126H245ZM240 128H242L243 130L240 129ZM251 130L252 131L257 130V132L256 131H254V132L257 133V134L258 133H260V134L257 135L254 132L252 133ZM236 131H237V133H236ZM219 135H220V133H219ZM259 135H261V136H259ZM246 145H247V147H246ZM255 151H257L258 153L255 152ZM259 153H260V155H259ZM41 177H42L41 183L38 184V188L40 190H45L46 188L49 187V186L47 187L46 184L49 183L50 181L44 175H42ZM41 196H42L41 199H39V201H37V204L34 206V210L36 212H38V211L42 212L43 211L42 210L43 208L41 209L40 204L42 205L43 202H45V200H44L45 196H43V194ZM71 198L68 201H66L63 205H61L59 207V209H58V213L60 211H61V213L57 214V216L60 215V218L62 219L60 221V225L64 229V236H63V239L61 240V244L63 243L62 247H60V246L56 247V249H58V252L62 250V248L65 246V244H67V243L68 244L69 243H76V242H78L79 239L82 240L83 237L85 236V235L82 236V234H84V233L86 234V238L89 239L88 238L90 236L89 232L93 228L98 229V227L99 228L101 227L100 228V232H99V229L97 231V233L99 232L101 236L99 235L100 236V240L97 241V243L95 242V244L94 243L92 244V246H91L92 250H95L98 247L97 245H99V244H100V246H102V245L104 246L103 242H105L104 241L105 240L104 239L105 236L110 237V239H113V235H112L113 229L111 231L108 230L110 228H107V225H105V223H107V221H105V222H103L101 224L100 223L95 224L92 221L93 218L91 216H89L88 214L86 215L84 213L83 209H81L80 212L78 214H76V215L70 214L71 213V209H68V208L71 207L70 206L71 204L74 205L75 208H77L79 206L75 205L76 202L79 203V205H80L82 203V201H85L84 198L81 197V196L77 197L75 195V196H73ZM57 201H58V199H57ZM147 201H149V200H145L144 203L147 202ZM85 203H86V201L84 202V204ZM84 206H86V205H84ZM66 209H68V210H66ZM139 210H140V208L135 209L133 211V215L136 212H138ZM55 213H57V210H56ZM104 225H105V227H104ZM16 226H17V224L13 226L12 230L10 228H6L3 225L0 226V230L8 229V232L10 233L9 237L7 235L3 236V235H1L2 233H0V235L4 237L6 242H8L7 244L9 246H8L7 249H9L10 245H13V244H15L14 246L20 245L18 243V241L20 239H18V238H20V235L23 232H25V231L20 232L19 233L20 235L17 234L16 238H14V236L12 237V231L14 230V228ZM114 226L115 225H113V227ZM9 229H10V231H9ZM176 229H177L176 226H172V227H170L167 230H163V231L161 230L160 233L161 234L162 233L163 234L164 233H168V234L171 235L172 234L171 232L176 230ZM27 234H29V233H26V235ZM33 234L34 233H32L31 237L32 236L33 237L41 236L40 233H35L34 235ZM180 234H178V235H180ZM173 235H176V234H173ZM23 240H25L23 242V244L24 243L27 244L29 241H31V239H28V237H27V239H23ZM91 240H92V237L90 238V241ZM130 241H131V237L129 236V237H127V242H126V239H125V240H123V243L129 244V243L132 242V241L131 242ZM105 244H106L105 246L108 245L107 242H105ZM21 247H23V245ZM107 247L104 248L103 251L109 250V247L108 248ZM21 249H23V248H21ZM250 257L251 258H253V257L255 258L256 255L254 254V255H251ZM3 258L4 257H3V255L0 252V262L3 261ZM258 259H260V260H258ZM258 259H254L252 261L264 260V258H258Z\"/></svg>","mask_w":264,"mask_h":264},{"label":"water","instance_id":"obj_3","mask_svg":"<svg viewBox=\"0 0 264 264\" xmlns=\"http://www.w3.org/2000/svg\"><path fill=\"white\" fill-rule=\"evenodd\" d=\"M77 124V122H73L70 125H68L65 129L66 132L70 131L72 127H74ZM99 124V123H98ZM138 124V123H135ZM162 126V125H159ZM145 127V126H144ZM147 128V127H145ZM158 128L149 129L150 132H146L147 137H154L158 135ZM148 129V128H147ZM64 130V131H65ZM66 134V133H64ZM8 139L13 140V136L7 137ZM17 138V137H14ZM35 135H30V137L23 139V141H29L34 140ZM37 139V138H35ZM120 139H115L114 141H117ZM106 141V139H105ZM104 140H99L98 142H105ZM111 141V140H109ZM33 147L31 146V156H34L37 153L38 148V141L36 142ZM79 147V146H78ZM81 147V145H80ZM212 145H202V148L195 151V154H199L198 156H172L178 159H182L189 163L188 160H194L197 159V161H206L201 159H208L211 154H209L210 149ZM214 147V146H213ZM142 149H149V150H142ZM151 147H135L132 149H129V152L117 154L115 156H112L111 159L105 163L108 160V157L103 160V162L93 164L88 169H86L83 174L81 173L78 176V180L74 183H72V197L73 196H84L89 199H97L99 198V195L102 194L101 190L94 187V177L92 175H88L89 172L98 171V170H106L111 169L114 164L120 160L119 158H123L124 156H130L133 158H140L136 156H141L147 158H157L159 156L162 157H168V155L163 154L161 152H155L151 151ZM74 148H70L69 150H66L65 152L60 154V157L65 156L69 152H73ZM193 153V152H192ZM201 154V155H200ZM203 155V156H202ZM226 156V155H225ZM56 156L52 157L49 160L44 159H38L34 166H32L31 171V177L27 184V189H30L31 186V179L34 174V172L38 171L40 175L47 173L50 171L51 166L53 162L55 161ZM229 160L236 161L237 165L239 167H249L251 176L246 175L240 176L236 175L234 173L233 176L230 177H222L220 179H210L208 182H206L204 185H199L197 187H191L185 191L187 198L188 195L192 194V192L202 190L206 187L215 186L218 184H227V183H237L241 184L244 187L245 190L236 191L235 188L233 189L235 192L230 191L226 192V194L217 196L215 198H212L208 200V214L200 208H195L194 212L197 213V215L204 217V222H202L200 225H198L196 228H194L190 233H188L184 237H173L170 239H166V241L161 240L160 242H165L164 246H162L160 251H154V252H143L139 253L138 245H130L129 247L120 250L119 252H115V254L102 257V258H96L91 261H82L75 264H123L121 260L126 259L129 263L136 260L140 261L141 264H205L206 262L212 260L213 258H216L218 256H221L224 254L233 244L238 242L239 240L245 238L246 236H249L256 232L264 231V185H262L258 178L254 176H258L259 172H264V168L260 165L252 162V161H246L242 158H236L233 156H226ZM177 159V160H178ZM54 160V161H53ZM24 162V161H23ZM234 163V162H233ZM236 163H234V166L236 167ZM106 164V165H105ZM92 170V171H91ZM51 172H49V175ZM39 175V176H40ZM132 178V179H131ZM127 178L126 182H129L130 185H134L135 183H148V182H158L163 181L164 183V190L162 191L163 198L165 195L171 193V188H181L182 186L188 185L189 182L193 179V176L189 169H186L181 166V169H177L176 171L168 172L167 170H143V172L139 175H136L134 177ZM125 182V183H126ZM125 183H122V186H124ZM113 186V187H112ZM106 188V191L112 192L115 190V188H119L120 185H112ZM174 189V188H173ZM173 191V190H172ZM118 193V192H116ZM115 192L110 193L111 198L113 196L117 195ZM164 193V194H163ZM184 193V194H185ZM228 193V194H227ZM185 197H182L178 199L175 206H178L179 204L183 203L186 199ZM70 198V197H69ZM238 199L239 203L235 202V205L230 207L229 212H225L224 214L220 213L217 209H215V206L217 205L219 200L223 199ZM242 198L249 201L251 199H255V211L261 212L257 215V218L255 221L252 222V224H247V222L243 223L245 220H248L249 218V211L253 209L252 202L246 205L243 203ZM26 197V201H27ZM162 200V199H161ZM160 200V201H161ZM12 199L6 201L7 205L6 207L10 206L12 203ZM27 204V203H26ZM174 206V207H175ZM173 207V208H174ZM172 208V209H173ZM171 209V210H172ZM211 209H214V213L211 212ZM148 212H153L151 209H148ZM171 212V211H170ZM155 224H160L158 221L153 220ZM206 237V238H205ZM208 242H211V244L208 243V245L202 247V249L198 252H191L190 250L193 248L195 244L198 243V241H203V239H207ZM133 243V242H132ZM129 256V257H127ZM168 259H171L172 262L168 263ZM118 262V263H117Z\"/></svg>","mask_w":264,"mask_h":264},{"label":"flooded vegetation","instance_id":"obj_4","mask_svg":"<svg viewBox=\"0 0 264 264\" xmlns=\"http://www.w3.org/2000/svg\"><path fill=\"white\" fill-rule=\"evenodd\" d=\"M92 221H96V222H93V223H95V224H98L99 222L97 221V220H92ZM101 224V223H100ZM163 234V233H162ZM162 234H160V236H162V237H164V236H169L170 234H168V233H164L163 235ZM175 234H179L178 232H176ZM171 235H173V234H171ZM256 258V257H255ZM255 264V263H254Z\"/></svg>","mask_w":264,"mask_h":264}]
</instances>
